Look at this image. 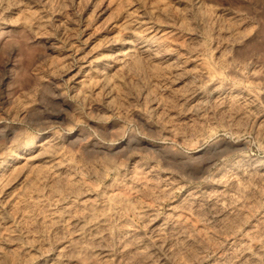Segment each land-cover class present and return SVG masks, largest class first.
I'll return each mask as SVG.
<instances>
[{"label": "rangeland", "instance_id": "rangeland-1", "mask_svg": "<svg viewBox=\"0 0 264 264\" xmlns=\"http://www.w3.org/2000/svg\"><path fill=\"white\" fill-rule=\"evenodd\" d=\"M0 184V264H264V0H0Z\"/></svg>", "mask_w": 264, "mask_h": 264}, {"label": "bare ground", "instance_id": "bare-ground-1", "mask_svg": "<svg viewBox=\"0 0 264 264\" xmlns=\"http://www.w3.org/2000/svg\"><path fill=\"white\" fill-rule=\"evenodd\" d=\"M123 24H125V23H123ZM135 25H136V24H135ZM137 25H138V24H137ZM157 27H158V26H157ZM129 29H130V28H129ZM130 30H132V29H130ZM163 31H164V30H163ZM160 33H161V32H160ZM150 34H151V33H150ZM154 34H155V33H154ZM130 36H131V35H130ZM143 36H144V35H143ZM147 37H148V36H147ZM134 38H135V37H134ZM135 39H136V38H135ZM126 40H127V39H126ZM136 42H137V41H136ZM138 44H139V43H138ZM126 45H127V44H126ZM124 46H125V45H124ZM136 46H137V45H136ZM151 46H152V45H151ZM118 47H119V46H118ZM135 48H136V47H135ZM145 48H146V47H145ZM129 49H130V48H129ZM136 49H137V48H136ZM138 49H139V48H138ZM138 49H137V50H138ZM143 49H144V48H143ZM151 49H152V48H151ZM140 50L142 51L141 48H140ZM156 51H157V50H156ZM121 53H122V52H121ZM139 53H140V52H139ZM106 54H107V53H106ZM112 54H113V53H112ZM127 54H128V53H127ZM115 57H116V55H115ZM121 58H123V57H121ZM108 59H109V58H108ZM119 60H120V59H119ZM126 60H127V59H126ZM110 62H111V61H110ZM128 62H129V61H128ZM102 63H103V62H102ZM99 64H100V63H99ZM103 64H104V63H103ZM119 64H120V63H119ZM117 65H118V64H117ZM98 68L101 69L102 66H101V68H100V67H98ZM37 146H38V145H37ZM93 148H94V147H93ZM26 149H28V148H26ZM36 149H37V148H36ZM33 150H34V149H33ZM27 151H28V150H27ZM41 151H42V150H41ZM86 151H87V150H86ZM26 153H27V152H26ZM101 153H102V152H101ZM26 155H27V154H26ZM18 156H19V155H18ZM31 156H32V155H31ZM19 157H20V156H19ZM24 157H25V156H24ZM44 157H45V156H44ZM45 158H46V157H45ZM45 158H44V159H45ZM13 160H14V159H13ZM23 160H24V159H23ZM178 160H179V159H178ZM254 160H255V159H254ZM33 161H35V160H33ZM179 161H180V160H179ZM241 161H242V160H241ZM38 162H39V161H38ZM38 162H37V163H38ZM40 162H41V161H40ZM181 162H183V161H181ZM18 163H19V162H18ZM37 163H36V164H37ZM41 163H42V162H41ZM47 163H48V162H47ZM47 163H46V164H47ZM172 163H173V162H172ZM256 163H257V162H256ZM12 164H13V163H12ZM34 164H35V162H34ZM42 164H43V163H42ZM44 164H45V163H44ZM48 164H49V163H48ZM177 164H179V163H177ZM238 164H239V163H238ZM5 165H6V164H5ZM239 165H240V164H239ZM52 166H53V165H52ZM55 166H56V165H55ZM14 167H15V165H14ZM26 167H27V166H26ZM28 167H29V166H28ZM186 167H187V166H186ZM230 167H231V166H230ZM5 168H6V167H5ZM11 168H12V167H11ZM11 168H10V169H11ZM51 168H52V167H51ZM53 168H54V167H53ZM111 168H112V167H111ZM224 168H225V167H224ZM237 168H238V167H237ZM237 168H236V170H237ZM229 169H230V168H229ZM233 169H234V167H233ZM7 170H8V169H7ZM59 170H60V169H59ZM59 170H58V171H59ZM230 170H231V169H230ZM56 171H57V170H56ZM187 171H188V170H187ZM221 171H222V170H221ZM247 171H248V170H247ZM26 172H27V171H26ZM222 172H223V171H222ZM233 172H234V171H233ZM72 173H73V172H72ZM83 173H84V172H83ZM200 173H201V172H200ZM200 173H199V174H200ZM229 173H230V172H229ZM235 173H236V172H235ZM51 174H53V173H51ZM51 174H50V175H51ZM62 174H63V173H62ZM219 174H220V173H219ZM226 174H227V173H226ZM251 174H252V172H251ZM194 175H195V174H194ZM201 175H202V174H201ZM220 175H221V174H220ZM228 175H229V174H228ZM8 176H9V175H8ZM229 176H230V175H229ZM249 176H250V175H249ZM223 177H224V176H223ZM230 177H231V176H230ZM236 177H237V176H236ZM221 179H222V178H221ZM229 179H230V178H229ZM229 179H228V180H229ZM207 180H208V179H207ZM231 180H232V179H231ZM234 180H235V178H234ZM224 181H225V180H224ZM226 181H227V180H226ZM52 182H53V181H52ZM207 182H208V181H207ZM217 182H218V181H217ZM225 183H226V182H225ZM69 184H70V183H69ZM82 184H83V183H82ZM222 184H223V183H222ZM239 184H240V183H239ZM0 185H1V184H0ZM74 185H75V184H74ZM223 185H225V184H223ZM240 185H241V184H240ZM72 186H73V185H72ZM216 186H217V185H216ZM236 186H237V185H236ZM243 186H244V185H243ZM221 187H222V186H221ZM259 187H260V186H259ZM234 188H235V187H234ZM84 189H85V188H84ZM87 189H88V188H87ZM242 190L244 191V188H243V187H242ZM66 191H67V190H66ZM69 191H71V190H69ZM72 191H73V188H72ZM103 191H104V190H103ZM237 191H238V190H237ZM56 192H57V191H56ZM241 192H242V191H241ZM244 192H246V190H245ZM49 193H50V192H49ZM69 193H70V192H69ZM72 193H73V192H72ZM230 193H231V192H230ZM236 193H237V192H236ZM236 193L234 192V194H236ZM84 194H85V193H84ZM244 194H245V193H244ZM246 194H247V192H246ZM89 195H90V194H89ZM95 195H96V194H95ZM238 195H239V194H238ZM249 195H250V194H249ZM15 196H16V195H15ZM114 196H115V195H114ZM230 196H231V195H230ZM233 196L235 197V195H233ZM112 197H113V195H112ZM236 197H237V196H236ZM239 197H240V195H239ZM47 198H48V197H47ZM229 198H230V197H229ZM231 198H232V197H231ZM241 198H242V196H241ZM249 198H250V197H249ZM51 199H52V198H51ZM106 199H107V198H106ZM109 199H110V198H109ZM190 200H191V199H190ZM198 200H199V199H198ZM219 200H220V199H219ZM223 200H224V199H223ZM223 200H222V202H223ZM228 200H230V199H228ZM233 200H234V199H233ZM235 200H236V198H235ZM103 201H104V200H103ZM116 201H118V200H116ZM79 202H80V201H79ZM100 202H101V201H100ZM69 203H70V201H69ZM103 203H105V202H103ZM116 203H117V202H116ZM53 204H54V203H53ZM64 204H65V203H64ZM101 205H102V203H101ZM101 205H100V207H102ZM105 205H106V204H105ZM108 205H109V204H108ZM221 205H222V204H221ZM224 205H225V204H224ZM53 206H54V205H53ZM57 206H58V205H57ZM129 206H130V205H129ZM227 206H228V205H227ZM58 207H59V206H58ZM88 207H89V206H87V208H88ZM110 207H112V204H111ZM122 207H123V206H122ZM189 207H190V206H189ZM63 209H64V208H63ZM112 209H113V207L111 208V210H112ZM139 209H140V208H139ZM68 210H69V209H68ZM107 210H108V208H107ZM115 210H116V209H115ZM52 211H54V210H52ZM78 211H79V210H78ZM97 211H98V210H97ZM148 211H149V210H148ZM190 211H191V210H190ZM236 211H237V210H236ZM64 212L66 213V212H68V211H64ZM64 212H63V213H64ZM89 212H91V211L89 210ZM229 212H230V211H229ZM118 213H119V211H118ZM141 213H142V212H141ZM180 213H181V212H180ZM227 213H228V212H227ZM48 214H49V213H48ZM69 214H70V212H69ZM81 214H82V213H81ZM86 214H87V213H86ZM86 214H85V215H86ZM183 214H185V213H183ZM66 215H68V214H66ZM74 215H75V214H74ZM83 215H84V213L82 214V216H83ZM146 215H147V214H146ZM49 216H50V215H49ZM63 216H64V215H63ZM86 216H87V215H86ZM88 216H89V215H88ZM98 216H99V215H98ZM108 216H109V215H108ZM111 216H112V215H111ZM148 216H149V215H148ZM58 217H59V216H58ZM66 217H67V216H66ZM52 218H53V217H52ZM52 218H51V219H52ZM61 218H62V217H61ZM110 218H111V217H110ZM56 219H57V218H56ZM86 219H87V218H86ZM183 219H185V218H183ZM108 220H109V219H108ZM147 220H148V219H147ZM191 220H192V219H191ZM50 221H52V220H50ZM61 221H62V220H61ZM61 221H60V222H61ZM65 221H66V219H65ZM100 221H101V220H100ZM102 221H103V220H102ZM106 221H107V220H106ZM111 221H112V220H111ZM142 221H143V220H142ZM148 221H149V220H148ZM182 221H183V220H182ZM58 222H59V221H58ZM60 222H59V223H60ZM103 222H104V221H103ZM63 223H64V222H63ZM155 223H156V222H155ZM168 223H169V222H168ZM168 223H167V224H168ZM180 223H181V221H180ZM156 224H158V223H156ZM104 225H105V224H104ZM109 225H110V224H109ZM52 226H53V225H52ZM71 226H72V225H71ZM102 226H103V225H101V228H102ZM157 226H158V225H157ZM92 227H93V226H92ZM160 227H162V226H160ZM185 227H186V226H185ZM61 228H62V226H61ZM77 228H78V227H77ZM88 228H89V227H88ZM103 228H105V227H103ZM132 228H133V227H132ZM59 229H60V228L58 227V230H59ZM68 229H69V228H68ZM105 229H106V228H105ZM72 230H73V229H72ZM95 230H96V229H95ZM101 230H102V229H101ZM101 230H100V231H101ZM168 230H169V229H168ZM52 231H53V230H52ZM60 231H61V229H60ZM62 231H63V230H62ZM68 231H69V230H68ZM88 231H89V230H88ZM92 231H93V230H92ZM106 231H107V230H106ZM115 231H116V230H115ZM155 231H156V229H155ZM155 231H154V232H155ZM164 231H165V230H164ZM173 231H174V229H173ZM69 232H70V231H69ZM93 232H94V231H93ZM120 232H121V231H120ZM165 232H166V231H165ZM176 232H177V231H176ZM62 233H63V232H62ZM75 233H76V232H75ZM126 233H127V232H126ZM157 233H160V230H159V232L157 231ZM69 234H70V233H69ZM116 234H117V233H116ZM122 234H123V233H122ZM169 234H170V233H169ZM169 234H168V235H169ZM81 235H82V234H81ZM81 235H80V236H81ZM87 235H89V233H87ZM87 235H86V237H87ZM118 235H119V234H118ZM123 235H125V233H124ZM163 235H164V234H163ZM51 236H52V235H51ZM157 236H158V235H157ZM170 236H171V235H170ZM69 237H70V236H69ZM160 237H161V239H162V236H161V235H160ZM76 238H77V237H76ZM105 238H106V237H105ZM120 238H121V237H120ZM128 238H131V237H128ZM256 238H257V237H256ZM73 239H74V238H73ZM82 239H84V238H82ZM82 239H81V240H82ZM125 239H126V238H125ZM178 239H180V238H178ZM257 239H258V238H257ZM71 240H72V239H71ZM81 240H80V242H82ZM88 240H89V238L87 239V241H88ZM128 240H129V239H128ZM174 240H175V239H174ZM232 240H233V239H232ZM75 241H77V240H75ZM93 241H94V240H93ZM78 242H79V240H78ZM116 243H117V242H116ZM127 243H128V241H127ZM139 243H140V242H138V244H139ZM143 243L146 244V242H143ZM172 243H173V242H172ZM81 244H83V243H81ZM81 244H80V245H81ZM86 244H87V243H86ZM88 244H91V243L89 242ZM96 244H98V242H97ZM122 244H123V243H122ZM128 244H130V243H128ZM166 244H167V243H166ZM84 245H85V244H84ZM91 245H92V244H91ZM107 245H108V243H107ZM111 245H112V244H111ZM131 245H132V244H131ZM134 245H135V244H134ZM160 245H161V244H160ZM171 245H172V244H171ZM253 245H254V244H253ZM62 246H64V245L62 244ZM122 246H123V245H122ZM122 246H120V247H122ZM141 246H142V245H141ZM141 246H140V247H141ZM167 246H168V245H167ZM231 246H232V245H231ZM257 246H258V245H257ZM260 246H261V245H260ZM70 247H71V246H70ZM109 247H110V246H109ZM124 247H125V246H124ZM165 247H166V246H165ZM171 247H172V246H171ZM236 247H237V246H236ZM254 247H255V245H254ZM75 248H76V247H75ZM77 248H78V247H77ZM79 248H80V247H79ZM138 248H139V246H138ZM141 248H142V247H141ZM163 248H164V247H163ZM62 249H63V248H62ZM135 249H136V248H135ZM245 249H246V247H245ZM78 250H79V249H78ZM81 250H82V249H81ZM98 250H99V249H98ZM139 250H140V249H139ZM141 250H142V249H141ZM145 250H146V248H145ZM173 250H174V249H173ZM67 251H69V250H67ZM72 251H73V250H71V251H69V252L71 253ZM84 251H85V250H84ZM115 251H116V250H115ZM76 252H77V251H76ZM76 252H75V253H76ZM90 252H91V251H90ZM95 252H96V251H95ZM79 253H80V252H79ZM81 253L84 254V252H81ZM100 253H101V252H100ZM100 253H99V254H100ZM105 253H106V252H105ZM142 253H143V252H142ZM67 254H68V253H67ZM92 254H93V252H92ZM92 254H91V255H92ZM95 254H97V252L94 253V255H95ZM138 254H139V253H138ZM140 254H141V253H140ZM146 254H148V253H146ZM223 254H224V253H223ZM246 254H247V253H246ZM249 254H250V253H249ZM249 254H248V255H249ZM64 255H65V254H64ZM73 255H74V254H73ZM78 255L81 256V254H78ZM128 255H129V254H128ZM45 256H46V255H45ZM76 256H77V255H76ZM88 256H89V255H88ZM100 256H101V255H100ZM139 256H140V255H139ZM139 256H138V257H139ZM229 256H230V255H229ZM60 257H61V256H60ZM82 257H83V256H82ZM138 257H137V258H138ZM224 257H225V256H224ZM63 258H64V257H63ZM66 258H67V257H66ZM69 258H70V257H69ZM89 258H90V256H89ZM97 258H98V257H97ZM102 258H103V257H102ZM102 258H100L99 260H101ZM104 258H105V256H104ZM104 258H103V259H104ZM128 258H129V256H128ZM144 258H145V257H144ZM144 258H142V259H144ZM146 259H147V258H146ZM146 259H145V260H146ZM223 259H224V258H223ZM66 260H67V259H66ZM88 260H89V259H88ZM99 260H98V261H99ZM139 260H141V258H140ZM46 261H47V260H46ZM229 261H230V260H229ZM229 261H228V263H229ZM66 262H67V261H66ZM117 262H118V261H117ZM141 262H142V261H141ZM226 262H227V261H226ZM233 262H234V261H233ZM35 263H36V262H35ZM46 263H47V262H46ZM107 263H108V262H107ZM249 263H250V262H249ZM70 264H71V263H70ZM72 264H73V263H72ZM123 264H124V263H123ZM221 264H222V263H221ZM242 264H243V262H242Z\"/></svg>", "mask_w": 264, "mask_h": 264}]
</instances>
